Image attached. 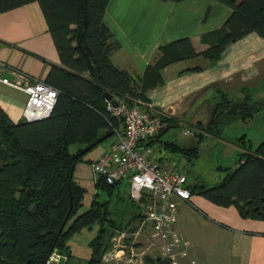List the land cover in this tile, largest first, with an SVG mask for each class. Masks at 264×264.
<instances>
[{"label":"trees","instance_id":"obj_1","mask_svg":"<svg viewBox=\"0 0 264 264\" xmlns=\"http://www.w3.org/2000/svg\"><path fill=\"white\" fill-rule=\"evenodd\" d=\"M216 1L231 12L221 28L201 36L209 45L206 49L196 51L188 37L173 40L158 47L156 58L137 74L111 61L119 44L103 20L109 0H0V12L38 3L61 63L53 65L44 80L58 91L49 116L15 122L0 107V264H45L54 249L69 257L67 237L95 221L101 227L89 242L86 264L102 262L100 252L120 225L109 218L115 206L111 199L99 204L100 209L92 204L78 214L83 194L72 176L80 151L103 134L121 129L106 108V93L128 105L145 102L146 93L164 83L162 71L168 67L196 57L216 61L230 43L249 33L264 38V0ZM201 69L189 66L182 73ZM263 106L264 100L254 101L249 88H241L235 99L222 93L206 132L220 137L230 122L251 119ZM164 121L173 123L170 118ZM238 140L241 150L235 167L223 168L224 176L211 186H187L217 205H234L243 218L264 220V140L256 147L243 136ZM164 145L183 151L172 143ZM96 183L118 190L119 182L106 184L96 176ZM143 264L172 263L163 256H144Z\"/></svg>","mask_w":264,"mask_h":264},{"label":"crops","instance_id":"obj_2","mask_svg":"<svg viewBox=\"0 0 264 264\" xmlns=\"http://www.w3.org/2000/svg\"><path fill=\"white\" fill-rule=\"evenodd\" d=\"M230 12L228 6L216 0H109L103 20L119 44L110 55L111 61L119 69L142 74L156 58L158 47L183 37L190 38L196 51L200 52L209 46L201 41V36L221 28ZM0 60L43 81L53 65L61 66L37 2L0 12ZM189 66L202 69L182 73ZM1 75L12 76L8 68H3ZM162 77L164 83L146 93L145 103L155 112L172 119L173 123L166 124L158 139L151 142L154 146L152 155L161 164L181 168L187 175V185L211 186L218 181L209 184L206 180L209 178L200 177L190 181L185 166L198 156L197 143L210 137L227 145L230 155L236 156V164L241 150L236 142L212 136L206 129L222 93L235 99L241 88L251 89L253 95L258 86L264 85V38L249 33L230 43L216 61L196 57L168 67L162 71ZM27 99L25 92L0 82V107L12 121L23 118ZM169 128H178L179 132L162 135ZM185 128L193 134L183 135ZM166 143L175 144L183 151H173L164 145ZM191 149H196L195 153ZM223 168L232 167L217 166L220 179L225 173ZM212 177L215 178L214 174ZM121 184H124V198L117 190L111 203L121 204L118 212L121 211L120 216L124 214V226L122 219H115L120 225L117 230L124 231L128 252L136 253L128 264H143L144 256H163L162 241L152 237L151 224L139 226L140 209L130 198L128 180L119 182L118 187ZM171 201L176 204L174 228L191 244L186 248L187 255L173 264H264V220L243 218L234 205H217L197 192L187 201L176 197ZM150 239L156 243L153 245ZM139 243L143 249L138 253ZM66 257L68 264L70 254ZM125 259H128V253ZM102 263L121 264L117 260Z\"/></svg>","mask_w":264,"mask_h":264},{"label":"built area","instance_id":"obj_3","mask_svg":"<svg viewBox=\"0 0 264 264\" xmlns=\"http://www.w3.org/2000/svg\"><path fill=\"white\" fill-rule=\"evenodd\" d=\"M3 68L10 70L11 78L1 75ZM0 82L27 94L22 113L25 120L42 119L51 113L58 91L43 80L33 78L20 68L0 60ZM105 102L109 113L120 121L121 129H114V140L107 151L91 162L92 170L106 184L128 180L130 198L140 209L139 226L151 224L152 237L162 241V255L173 264L187 255L186 248L191 244L174 228L176 204L171 198L187 201L192 193L187 186V175L181 168L161 164L152 155L154 146L151 142L166 126V117L140 100H134L133 105L117 101V106L107 98ZM189 134L190 130H183V135ZM116 232L112 234L101 261L108 263L117 260L121 264H128L136 253L128 252L124 231ZM178 247L182 248L178 250ZM66 259L65 254L54 249L45 264H60Z\"/></svg>","mask_w":264,"mask_h":264},{"label":"rangeland","instance_id":"obj_4","mask_svg":"<svg viewBox=\"0 0 264 264\" xmlns=\"http://www.w3.org/2000/svg\"><path fill=\"white\" fill-rule=\"evenodd\" d=\"M252 96L254 101L264 100V85L258 86L254 90ZM183 130L184 129H182V132ZM166 132L176 133L179 132V129L169 128L164 133H162V135H165ZM191 134H193L192 131ZM113 136V134L110 135L99 144L83 153L81 155V159L75 164L72 178L74 182H77V184L82 188L83 194L82 205L78 210V214L89 209L92 204H94L96 208L100 209L101 207L98 206L99 204L103 203L107 199L113 198L114 191H111V189L108 187L96 183V175L92 170L90 162L92 160H96L104 153V151H106L107 147H109L111 141L113 140ZM242 136L245 138L246 143H250L252 147H256L264 140V106L255 112L251 119H248L244 122L239 120L230 122L224 128L221 138L234 143L239 141L238 139ZM217 139L218 138L210 137L199 144L197 143L198 156L192 161L188 162L185 166L186 170L188 171L187 173L190 181H194L195 177H200V179L209 178L206 180L209 184H212L219 181L221 177L217 172L218 170H216L217 166L222 165L231 166L232 168L235 167L236 156H231L227 145L225 146L224 143H221V140ZM76 148V145L70 147L72 152H74ZM174 155L181 157V155L177 153H174ZM213 174L215 178L212 177ZM217 176L219 177L218 179ZM118 190H120V194L123 195L124 198V184H121L118 187ZM115 206L117 208H115ZM115 206L111 207L113 211L109 215V218L122 219L121 223L122 226H124V214L120 216L121 211L118 212V210L121 208V204L117 203ZM70 222L71 221H69L68 224ZM100 227L99 221H95L90 226L81 227L79 230L72 232L67 237L66 245L68 246L67 248L70 252V260L68 264L87 263V260L90 258L89 242L98 234ZM113 230V233H117L116 231H118L117 229ZM150 241H152L151 243H153V245L156 243L153 239H150ZM142 249V243H139L137 252H141ZM65 261H67V259ZM100 264L103 263L101 262Z\"/></svg>","mask_w":264,"mask_h":264},{"label":"water","instance_id":"obj_5","mask_svg":"<svg viewBox=\"0 0 264 264\" xmlns=\"http://www.w3.org/2000/svg\"><path fill=\"white\" fill-rule=\"evenodd\" d=\"M105 95H106V98H107V99H109V100L112 101V104H113L114 106H117V105H118V102H117L116 100L112 99V96H111L109 93H106ZM111 134H112V132H108V133H106V134L100 136V137H99L98 139H96L94 142H92V143H90L89 145L85 146V147L80 151V154H83V153H85L86 151L90 150L91 148H93L94 146H96L97 144H99L101 141H103L104 139H106L107 137H109ZM64 223H65V220L62 222V225H61V227H60V229H59L58 232L61 231L62 227L64 226ZM106 247H107V245H104V246H103V248H102V250H101V252H100V259H101L102 255H103V253L105 252Z\"/></svg>","mask_w":264,"mask_h":264}]
</instances>
